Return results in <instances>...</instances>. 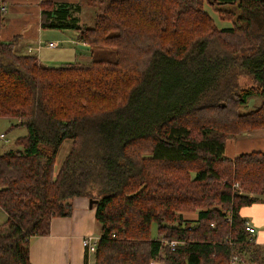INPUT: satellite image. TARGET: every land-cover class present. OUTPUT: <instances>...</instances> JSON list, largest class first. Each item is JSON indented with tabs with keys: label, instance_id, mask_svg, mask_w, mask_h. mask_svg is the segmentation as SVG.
<instances>
[{
	"label": "trees",
	"instance_id": "16d2710c",
	"mask_svg": "<svg viewBox=\"0 0 264 264\" xmlns=\"http://www.w3.org/2000/svg\"><path fill=\"white\" fill-rule=\"evenodd\" d=\"M41 10L43 29L78 31L117 59L45 66L1 39L0 8V119L28 132L0 155V264H32L31 239L78 198L94 201L95 264L254 262L241 211L264 202V151L225 149L264 132V0H113L93 27L80 5Z\"/></svg>",
	"mask_w": 264,
	"mask_h": 264
},
{
	"label": "crops",
	"instance_id": "0c3cea01",
	"mask_svg": "<svg viewBox=\"0 0 264 264\" xmlns=\"http://www.w3.org/2000/svg\"><path fill=\"white\" fill-rule=\"evenodd\" d=\"M85 1L92 7L91 3L96 4L99 0H0L4 16L1 39L8 43L14 42L18 53L34 55L45 65L56 67L62 63H89L93 59L92 51L89 45L81 41L78 31L43 29L41 26L43 3L80 5L82 13ZM51 43L54 46H50ZM234 142L228 141L225 149V153H229L226 157L231 159L240 155L236 153L243 149L252 152L262 151L253 147H264V137L261 134H249L237 143ZM73 205L71 217L52 220L49 235L31 239L32 264H86L87 259L88 264L91 263L82 241L91 234L100 236L95 209L91 207L90 200L83 198L75 199ZM241 216L256 230L254 238L258 250L257 256H253V264H264V202L243 208ZM93 258L95 262V257Z\"/></svg>",
	"mask_w": 264,
	"mask_h": 264
},
{
	"label": "rangeland",
	"instance_id": "374dc122",
	"mask_svg": "<svg viewBox=\"0 0 264 264\" xmlns=\"http://www.w3.org/2000/svg\"><path fill=\"white\" fill-rule=\"evenodd\" d=\"M113 0H99L96 2V4L91 3V6H89V2L85 1L84 2V7L82 9V13L79 14V17L81 19L80 24L83 27H93L95 24V20L96 17L101 15L104 11V9L107 7V5ZM207 11L210 13V15L214 18L216 25L220 28L223 27H229L231 26L230 23L228 22H224L221 21L218 17V14L214 11L211 10L209 7L206 6ZM89 49H91L92 54H93V59L95 60H107V61H111L114 62L116 61L117 57H116V51L115 49L112 48H96V49H92L89 47ZM43 65H45V63H43ZM67 65L66 63H62L56 67H62ZM45 66H49V67H53L51 65H45ZM239 85L241 88H245V87H250L253 85L252 80H249V78H245V77H241L239 79ZM262 100L257 97V96H253L251 98L248 99L247 103L242 105L240 108V112L242 114H248L251 111L255 110L260 104H261ZM16 124V121L11 120V119H6V118H1L0 119V135L3 134L6 136V139H0V155L7 152L8 150H11L15 147L16 145V141L20 138H23L25 136H27L28 132L27 129L24 127H14V125ZM257 134H261L262 137H264V132H260V133H250V135H257ZM249 134L243 135L244 137L247 136ZM244 137H240L238 139H235L234 143H237V141L239 139H242ZM71 142L67 141L64 143V145L62 146L61 150L59 151L58 154V158H57V164H61L63 162V160L65 159V157L68 155L70 149H71ZM264 146V145H263ZM253 149L256 150H262L264 151V147H253ZM251 150V149H248ZM242 152L236 153L241 154V153H245V152H249L245 149L241 150ZM225 156H229V153H225ZM184 219L186 220H196L197 219V215L196 213H188L184 215ZM7 220V216L4 213V211H2L0 209V224L5 223ZM153 234L156 235V227L153 226ZM92 235V234H91ZM94 235V234H93ZM98 235H100V233H98ZM96 236V234L94 235ZM87 257H90L91 259V263L90 264H95L94 260V256H89L87 255ZM160 257H163V252L160 254ZM153 264V263H152ZM154 264H166L161 262L160 260H156V262ZM233 264H253V262L249 261L248 258H246L245 261L241 260L238 261L236 263Z\"/></svg>",
	"mask_w": 264,
	"mask_h": 264
},
{
	"label": "built area",
	"instance_id": "2783aa9c",
	"mask_svg": "<svg viewBox=\"0 0 264 264\" xmlns=\"http://www.w3.org/2000/svg\"><path fill=\"white\" fill-rule=\"evenodd\" d=\"M50 46H54V45L51 43ZM0 139H6V136L1 134ZM246 228L249 235V241L255 244V238H254L256 233L255 228L252 227L248 222ZM99 239H100L99 237L94 235H88L83 239L82 245L87 255L95 257L98 248ZM161 242L163 243L164 246L166 247L169 246L172 249H175L176 247L181 246L183 244L182 242L176 240L167 241L165 239H161ZM232 261L233 263H236L238 261H241V259H239L238 257H234Z\"/></svg>",
	"mask_w": 264,
	"mask_h": 264
},
{
	"label": "water",
	"instance_id": "95a60500",
	"mask_svg": "<svg viewBox=\"0 0 264 264\" xmlns=\"http://www.w3.org/2000/svg\"><path fill=\"white\" fill-rule=\"evenodd\" d=\"M93 204H94V201L91 200V201H90V205H91V207H93Z\"/></svg>",
	"mask_w": 264,
	"mask_h": 264
}]
</instances>
